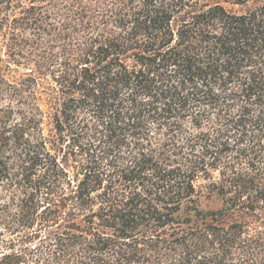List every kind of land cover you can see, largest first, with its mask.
<instances>
[{
    "label": "trees",
    "instance_id": "trees-1",
    "mask_svg": "<svg viewBox=\"0 0 264 264\" xmlns=\"http://www.w3.org/2000/svg\"><path fill=\"white\" fill-rule=\"evenodd\" d=\"M1 40L0 264H264V0H0Z\"/></svg>",
    "mask_w": 264,
    "mask_h": 264
},
{
    "label": "rangeland",
    "instance_id": "rangeland-1",
    "mask_svg": "<svg viewBox=\"0 0 264 264\" xmlns=\"http://www.w3.org/2000/svg\"><path fill=\"white\" fill-rule=\"evenodd\" d=\"M5 46H6V42L5 40H1L0 41V52L1 54L4 55L5 53ZM5 56V55H4ZM212 206H216V200L215 199H211V200H204V204H203V207L204 208H207V207H212Z\"/></svg>",
    "mask_w": 264,
    "mask_h": 264
}]
</instances>
